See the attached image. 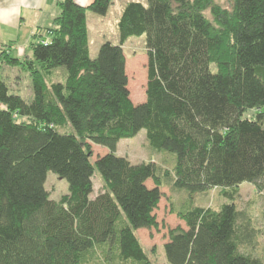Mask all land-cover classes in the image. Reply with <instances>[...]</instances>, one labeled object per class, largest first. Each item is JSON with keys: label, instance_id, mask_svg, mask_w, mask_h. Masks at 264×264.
<instances>
[{"label": "trees", "instance_id": "obj_1", "mask_svg": "<svg viewBox=\"0 0 264 264\" xmlns=\"http://www.w3.org/2000/svg\"><path fill=\"white\" fill-rule=\"evenodd\" d=\"M229 1L131 0L119 42L91 57L86 10L105 14L111 0H58L47 37L37 27L21 58L0 47L32 90L30 99L11 91L0 71V264H152L135 231L157 225L164 179L226 198L174 209L184 225L167 231V264H264L234 203L242 182L264 193V0ZM141 34L145 97L134 103L122 45ZM59 66L64 79L52 81ZM141 129L172 157L168 170L116 152ZM92 143L106 149L93 160ZM48 170L68 185L58 200ZM94 174L103 182L95 194Z\"/></svg>", "mask_w": 264, "mask_h": 264}, {"label": "rangeland", "instance_id": "obj_2", "mask_svg": "<svg viewBox=\"0 0 264 264\" xmlns=\"http://www.w3.org/2000/svg\"><path fill=\"white\" fill-rule=\"evenodd\" d=\"M129 1L131 0H111L105 14H95L88 9L86 10L85 18L87 19L86 24L88 29V50L90 51L91 57H94L97 54L98 46L101 43L108 40L113 43L119 42L117 22L123 7ZM212 1L225 6L230 4L229 0ZM83 2H85V0ZM205 13L211 17L207 9L205 10ZM49 26H53V20L50 25L42 26L43 28L40 31L39 37H47L50 34L51 30H49ZM144 41L145 37L141 34V36L128 37L122 45L126 60L125 71H127L130 98L134 103L143 101L145 97L146 59ZM28 45L26 46V50H28ZM15 47L16 46H11L10 44L9 52L10 48ZM18 49L21 50L22 48L19 47ZM23 55H16V57L21 58ZM0 71L4 74L5 81L8 86L11 87V91L18 93L27 99L31 98L32 90L30 86V77L25 69L20 66L10 67L0 60ZM63 72L64 67H57L52 73L51 80L55 81L56 79H64L65 74ZM253 112L252 109H246V111L243 112V115L249 116ZM134 136L135 137L133 138H124L118 141L116 144V152L119 155L125 156L133 163L142 161L147 162L150 160L155 162L162 170L169 169L172 163V157L167 153L154 151L149 147L143 129L139 130ZM91 149V160L95 159L98 155H102V153L106 151L103 146L101 147L93 143L91 144ZM92 182L93 194L103 189V182L98 174L93 175ZM44 184L48 194L56 200L60 199V197L67 192L68 185L66 181L50 170L47 172ZM147 184L152 185V180L148 179ZM236 187L237 191L234 196V203L237 209L240 210L241 217L244 219L243 221H249V225L255 230L252 238L254 243L253 250L264 256V193L257 192L255 187L249 182H242L236 185ZM160 190L162 194L159 199V204L154 210L157 225L150 226L149 228L140 227L135 231L140 240L141 246H143L152 264H167L162 251V243L168 236L167 231L176 225H184V222L177 217L174 209L192 204L215 208L226 200V198L220 195V188L218 187L203 192H195L190 195L183 189H174L171 185L170 179H164Z\"/></svg>", "mask_w": 264, "mask_h": 264}, {"label": "crops", "instance_id": "obj_3", "mask_svg": "<svg viewBox=\"0 0 264 264\" xmlns=\"http://www.w3.org/2000/svg\"><path fill=\"white\" fill-rule=\"evenodd\" d=\"M58 0H0V47L4 44L13 55L21 56L26 52L34 30L50 25L53 16L59 12ZM85 5L90 0H76ZM85 3V4H84ZM22 49L19 50L18 48Z\"/></svg>", "mask_w": 264, "mask_h": 264}]
</instances>
